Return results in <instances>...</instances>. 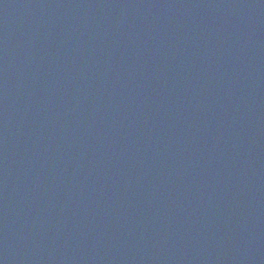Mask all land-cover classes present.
Masks as SVG:
<instances>
[{
    "label": "water",
    "instance_id": "1",
    "mask_svg": "<svg viewBox=\"0 0 264 264\" xmlns=\"http://www.w3.org/2000/svg\"><path fill=\"white\" fill-rule=\"evenodd\" d=\"M0 264H264V0H0Z\"/></svg>",
    "mask_w": 264,
    "mask_h": 264
}]
</instances>
